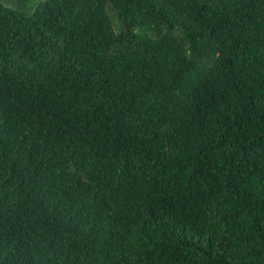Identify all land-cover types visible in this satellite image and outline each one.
Instances as JSON below:
<instances>
[{
  "label": "trees",
  "instance_id": "obj_1",
  "mask_svg": "<svg viewBox=\"0 0 264 264\" xmlns=\"http://www.w3.org/2000/svg\"><path fill=\"white\" fill-rule=\"evenodd\" d=\"M17 7L0 264H264V0Z\"/></svg>",
  "mask_w": 264,
  "mask_h": 264
},
{
  "label": "rangeland",
  "instance_id": "obj_2",
  "mask_svg": "<svg viewBox=\"0 0 264 264\" xmlns=\"http://www.w3.org/2000/svg\"><path fill=\"white\" fill-rule=\"evenodd\" d=\"M19 1L20 0H0V3H2L3 5L5 4L7 6H10V7L18 8L17 6L19 4ZM29 1H31V0H29ZM32 1H36V0H32ZM26 4H27V6H25V7L30 8L29 3L26 2ZM21 9H25L24 6ZM107 13H108V16H109V18L111 20V23L113 25L114 30L118 31L119 26H118V23H117L116 19L113 16L112 11L110 9H107ZM141 30L144 31V32H147L146 28L145 29H141ZM148 34H149L150 37H155L157 35V33H154L152 31H148Z\"/></svg>",
  "mask_w": 264,
  "mask_h": 264
}]
</instances>
